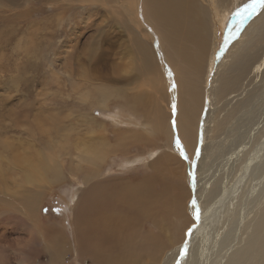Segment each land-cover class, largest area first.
<instances>
[{"label": "bare ground", "instance_id": "6f19581e", "mask_svg": "<svg viewBox=\"0 0 264 264\" xmlns=\"http://www.w3.org/2000/svg\"><path fill=\"white\" fill-rule=\"evenodd\" d=\"M117 1L132 57L151 75L153 100L142 99L136 75L113 87L82 77L95 84L97 106L108 116L107 123L87 120L88 132L109 127L113 134L81 143L61 136L62 142L50 149L56 156L43 149L40 155L23 153L10 162L23 184L35 187L6 195L24 207V217L0 208L3 221L14 219L29 228L14 256L19 264L33 263L43 192L37 188L43 182L38 176L50 185L63 181L61 157L67 155L73 166L75 160L82 163L69 171L72 185L81 173L80 186L70 195L68 226L43 229L45 247L51 249L46 264H59L65 253L90 264H264V93L246 95L222 118L223 112H214L216 102L238 97L230 87L247 73L241 64L247 52L258 49L262 55L252 72L258 74L264 66V7L237 17L253 0H210L221 25L232 18L215 57L208 0ZM109 45L115 47L111 40ZM102 62L96 58L92 65ZM231 64H240L238 74L223 80ZM215 82L219 87L213 90ZM159 92L167 97L163 109L155 100ZM43 118L35 125L40 134L52 123L57 128L52 119L42 123ZM6 144L0 141L10 149ZM116 156L133 172L106 175L109 159ZM4 162L0 157L2 183L7 180ZM28 167L31 172L24 174Z\"/></svg>", "mask_w": 264, "mask_h": 264}, {"label": "rangeland", "instance_id": "374dc122", "mask_svg": "<svg viewBox=\"0 0 264 264\" xmlns=\"http://www.w3.org/2000/svg\"><path fill=\"white\" fill-rule=\"evenodd\" d=\"M208 1V4H205L210 8L211 2ZM214 12L211 7L209 11L210 22L213 24L211 32L216 39L214 56L218 57L232 18L229 16L221 25ZM123 15V9L117 0H0V141L6 142L7 147H10L4 149L0 146V157L3 162L6 159L8 162L3 164L4 176L7 180L4 179V183L0 182V208H12V212L24 217V207L16 202L15 198L8 196L12 195V191L18 193L19 188L32 190L35 188L23 184L22 176H18L14 168L11 169L10 162L14 161L17 155L23 153L40 155L44 152L43 149L49 151L56 146L57 141L62 142L59 139L61 136L67 141L78 140L79 143L89 138L98 139L100 136L111 138L113 130L109 127L104 130L102 127L96 131L92 130V134L89 133L92 127L88 126L87 120L93 118L99 123L108 120V116H105L97 106V96L94 95L95 81L101 84L105 82L104 85L107 87L121 86L124 83L119 82L120 79L124 81L125 77L129 79L136 75V81L141 86L139 90L142 91V99L153 100L154 94L150 92L152 88L149 85L151 75L140 69L141 63L132 57L133 49L129 35L125 34L128 31ZM117 39L120 40L119 45L116 44ZM110 40L115 43V47L109 45ZM151 44L156 50L155 42ZM260 55L258 49H253L244 55L241 64L247 68V73L243 77L241 75V82L238 84L232 81L234 83L230 87L231 90H237L238 97L232 100L223 98L214 106L216 114L223 112L220 114L221 118L246 95L254 92L264 93V66L258 74L252 72L255 62H260L258 59ZM155 57V60L152 57L151 61L154 68L158 59L157 56ZM96 58L102 59L103 62L96 66L92 65ZM228 66L233 67L229 68L223 80L227 78L231 80L234 71L237 73L236 71L240 69V64ZM160 70L162 72V67ZM87 75L94 80L90 82V84L95 83L94 87L82 80V77ZM163 85L164 93L167 95L166 83ZM218 87L219 83L215 82L212 89ZM85 93L87 99L84 97ZM164 93L159 92V95L157 93L159 99H155L162 109L165 108L167 99ZM34 114H36L35 120L31 122ZM85 116L89 118L86 119ZM39 117H44L42 123L45 118L52 119L57 128L53 129L52 123L49 125L52 130L46 129L47 132L42 130L40 134L35 126L39 123ZM220 117L218 120L221 119ZM20 119L25 123L19 124L17 121ZM49 142L52 146H49ZM131 152L136 153L135 149ZM49 153L56 156V150H50ZM118 158L116 156L109 159L106 175L133 172H128L129 168L122 167ZM112 160L115 161L114 164ZM61 161L63 181L50 185L46 179H42L43 176H38V180L41 179L43 182L37 188H42L43 192L37 209V228L34 230L37 236L33 242L36 250L32 252V264H38L37 262L46 264L51 249L45 247L46 236L43 229L59 227V225L64 228L68 226L70 195L80 186L81 173H78L79 178L72 185L69 182L71 175L69 171L78 168L82 163L75 160L73 166L67 155L62 156ZM137 169L140 171L143 168ZM29 172H31L30 167L24 171V174ZM34 175L37 176L36 173ZM4 190L6 192H3ZM16 222L14 219L3 221L0 218L2 264H19L17 260L19 257L14 256L15 249L23 245L29 228L20 226ZM59 264L90 263L85 260L80 262L74 259L73 255L70 257L65 253Z\"/></svg>", "mask_w": 264, "mask_h": 264}, {"label": "snow or ice", "instance_id": "6c2138e0", "mask_svg": "<svg viewBox=\"0 0 264 264\" xmlns=\"http://www.w3.org/2000/svg\"><path fill=\"white\" fill-rule=\"evenodd\" d=\"M256 7H264V0H253L252 4L246 5L244 9H239L236 16L239 17L243 12H249V9L254 12ZM251 15V12H249Z\"/></svg>", "mask_w": 264, "mask_h": 264}]
</instances>
